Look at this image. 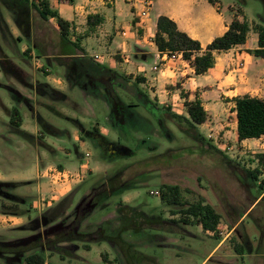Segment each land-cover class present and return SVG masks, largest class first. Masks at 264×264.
I'll list each match as a JSON object with an SVG mask.
<instances>
[{
    "label": "rangeland",
    "instance_id": "374dc122",
    "mask_svg": "<svg viewBox=\"0 0 264 264\" xmlns=\"http://www.w3.org/2000/svg\"><path fill=\"white\" fill-rule=\"evenodd\" d=\"M221 3L224 7L233 5L232 11L235 17H239V21H246L249 24L251 23L248 20L252 21L254 29L264 26V0H240V2L221 0ZM29 18L31 22L28 21L27 15L23 11H12L0 4V43L2 45L0 47V103L6 105L12 103V98L6 89L10 80L8 75H13L12 77L16 78V74L19 72H16L18 68L14 69L12 64L15 67H20L40 83H46L50 76L55 79L61 78L62 86H67L65 77H72L69 76L67 70V63L71 58L64 55V42L56 21L51 19L45 22L34 10H30ZM27 21L28 25L25 23ZM137 32L139 35L142 34V30ZM71 36H75V32L71 33ZM3 40L7 45H4ZM145 49L150 50L148 47ZM3 51L12 64L4 60ZM116 59L121 62L120 58L116 57ZM5 67L12 74L7 73ZM142 67L145 68L144 72H138V70L136 73L132 70L117 71L127 82V85L124 86L125 90H117L115 87L108 88L112 97H120L122 103L125 104L122 107H117L119 110L118 119L114 121L111 117L117 131L107 125L106 117L109 113L101 110L98 103L95 117L87 118L88 126L91 121L97 119L101 126L109 128V140L113 144L109 145L110 149L105 153L111 160H102L101 150L90 145L91 156L87 160L92 167L94 163L98 164L94 167L93 173L84 172L82 174L78 184L81 187L77 197H74L73 204L68 201L62 207H58L60 204L56 203L50 207L35 210L32 208L33 199L29 198L28 203L23 206L14 205L12 200H9V197L5 195L17 193L20 196L24 194L35 198L37 193L34 185L21 186L16 190L8 186H0V219H4V221H0V242L14 241L34 234L45 233L48 229L56 226H68L77 218L76 216L83 215L81 211L76 214V210L86 199V203L94 201V207L93 209L89 208L91 215L81 226L83 233H95L105 229L109 235H116L122 226L120 219H124L118 214L119 204L123 201L134 207L140 206L138 211L149 217L184 219L183 214L173 216L172 211L177 208L167 207L160 200L162 186L178 185L182 190L183 201L194 204L204 200L215 208L221 215V219H241L243 214L248 212L243 217L244 223L239 226L238 232L233 234L231 240L226 244L228 253H225L222 260L215 259L221 261L216 264H264V201L258 205L255 203L257 197L264 193V170L261 171L256 183H253L246 174V170L253 171L257 168L255 157L258 153L264 152V140L238 142L235 134L231 131V126L228 128L230 133L227 137L222 132L216 138L213 136L209 138L206 129L200 130L213 146L219 148L225 145L222 151L235 164L229 163L220 154L211 150L207 144L182 134L170 120L168 111L183 115L185 110L179 106L174 107L169 100L161 103L160 101L163 100L158 97L159 94L155 93L157 88L152 83L144 81L139 84L137 79L140 77L144 79L139 73H147L149 69V66L146 65H142ZM134 75L137 77L134 78ZM69 80L71 83L76 82L74 79ZM84 84L90 90L95 85L86 79H84ZM57 86L61 87L58 84ZM100 88L107 91L102 86ZM141 93H147L152 103H148ZM68 94L83 105L78 89L68 91ZM40 102L51 107L47 108L45 105L39 104L38 110L41 115L58 129L68 131L71 137H51L42 126H40L41 131L39 130V132H42L43 137L36 138L37 143L33 142V139L14 135L9 128L10 117L5 116L7 113L0 104V112H3L0 114V134L13 141L12 146L1 141L0 182L17 181L19 172L23 177L32 179L35 177V173L24 171L34 165L36 160L38 163L55 161L56 155L44 145L38 144L40 142L53 146L63 164L71 158L75 159L76 166L79 164L76 147H80V142L74 136L77 125L71 120L80 117V115L61 101L48 102L40 98ZM99 102L101 105L104 104L103 101ZM110 106L112 107L111 103ZM53 109L62 111L65 117H60ZM228 120L231 122L232 117H229ZM4 124H8V127L5 128ZM34 131L38 130L34 128ZM39 132L38 136H40ZM193 133L196 136V133ZM63 138L66 139L63 140ZM86 150L82 149L84 154ZM67 168L70 167L67 166ZM121 171H124V175L123 178L119 177L117 185L126 184V187H129L139 184V187L113 195L107 202H104V197H109L113 191L107 190L108 188L103 191L94 192V190ZM156 192H159V195H156ZM253 204L255 206L250 209ZM13 212L20 214L18 216H22L20 217L22 219L30 217L34 220L20 225L14 224V220L10 222L9 217H3L4 215L15 217V215H10ZM129 217L128 219H132L133 215L131 214ZM34 221H38L40 224L43 222L45 225L37 231L38 223L34 226L29 225ZM188 229L204 238V240L185 238L180 241L178 246L190 249L189 253H183L177 248L172 250L147 246V242L158 234L157 231L150 230L139 235H134L132 232L124 234V240L130 245L127 254H123L121 250L112 247L109 243L93 244L92 250L86 251L83 249L82 242L63 244L66 249L64 254L71 252L77 258L61 257L60 253L53 252L49 247L38 248L34 252L43 254L49 264H103L101 257L103 254L108 255L112 264H157L146 255L157 258L159 264H201L218 241L204 236L200 227H189ZM183 233L184 231L180 230V233H176L174 236L179 239ZM245 239H247L245 251L249 252L252 258L249 256L235 258L236 246H241ZM176 252H181L182 259H176ZM30 253L4 255V257L0 255V264H27L25 258Z\"/></svg>",
    "mask_w": 264,
    "mask_h": 264
},
{
    "label": "crops",
    "instance_id": "0c3cea01",
    "mask_svg": "<svg viewBox=\"0 0 264 264\" xmlns=\"http://www.w3.org/2000/svg\"><path fill=\"white\" fill-rule=\"evenodd\" d=\"M49 1L51 7L59 11L60 15L71 24V31L74 29L71 33L75 32V36H70L71 41H79L88 57L93 58L95 62L115 72L125 70H132L134 73H136L137 70L138 72H144L145 68L142 67V65L149 66L147 73H139V75L142 74L144 79L146 78V82L152 83L153 86L157 88L155 93L159 94L158 97L163 100L160 101L161 103L169 100L174 107L179 106L183 108L185 110L183 115H186L185 101H195L198 98L209 114V120L201 125L199 129H206L209 138L211 136L216 138V136L222 132H224V136L227 137L230 133L228 128L231 126V131H233L236 140L239 142L235 99L245 95L264 99V59L256 57L249 52L259 47V35L254 30L252 21L248 20L251 23V30L247 42L227 51L214 52L215 64L213 68L202 75H197L193 64L184 60L183 57L177 60H166V56L158 50L154 42L158 18L160 16H166L177 24L180 31L198 41L205 50L216 38L223 36L228 31L230 25L236 18L232 11L233 5L224 7L221 0H218L216 5L209 3L207 0H155L150 19L146 21V25L144 26L145 29L142 30V34L139 35V32L135 31L136 19L133 14L132 6L128 3V0H74L69 4L60 3L59 0ZM90 16H99V20L89 25L88 19ZM123 30L128 32L127 36L122 35ZM3 43L4 45L6 44L4 40ZM0 47H2L1 43ZM146 47L150 50L148 51L145 49ZM3 55L5 57L4 60L7 63H11L4 51ZM77 56L78 55L74 54L68 55L70 58ZM95 56H99L100 59L96 60ZM115 56L120 58L121 62H118ZM126 57H128L129 61L125 60ZM156 65H159L158 72L153 70ZM12 66L14 69L18 68L16 72L19 71L16 74V78L12 77L13 75H8L10 80L6 89L12 98V103L10 105L0 103L2 109L7 113L5 116L8 115V117H10L9 122L12 124V126L11 124L9 125L10 132L25 139H33V142L37 143L36 138L43 137L42 132H39V130L41 131L40 126H42L51 137L67 136L70 138L71 136L68 131L55 127L47 121L38 110L39 104L51 108L49 105L40 102V98L48 102L61 101L65 105L72 107L80 115V117L71 118V121L77 125L74 136L76 140L80 142V147H76V156L79 164L77 166L75 165L76 162L74 158H68L70 160L63 164L57 156V150L53 146H50L48 143L45 144V142H40L38 144L44 145L56 155L55 161L52 160L50 162L49 160L47 163H38L36 160L34 165L24 171L30 173L33 171L35 177L27 179L19 172L17 174V181L10 183L0 182V186H8L16 190L21 186L34 185L37 193L35 198L24 194V196L22 194L20 196L19 194L17 195V193H7L8 195L5 196H8V199L12 200L14 205L23 206L28 203L30 198L33 199L32 208L40 210L41 208H47L56 203L59 204L63 199L68 197L71 198V204H73L74 197H77L81 187V185H78L80 180H63L61 178L62 174L65 172L73 174L78 173L81 175L84 174V172L93 173L95 171L94 167H96L98 163H94L92 167L87 160V158L91 156V151L89 149L90 145H92L93 148H99L103 153L101 159L106 160L110 157L105 152L107 150L109 151V145L113 144V142L109 140V128L101 126L97 119L91 121L90 126H88L87 118L95 117L98 103L101 106V110L103 109L105 113H109L106 117L107 125L117 131L114 128L115 125H113L115 121L113 112L115 106L118 107V105L115 104L113 106L111 96L108 97L107 91L105 92L102 88H91L90 90L85 87L86 84L71 83L69 77V79L65 77V85L67 84V86H62L61 78L55 79L50 76H48V81L46 83H40L39 81H35L33 77L20 67H15L13 64ZM7 73L11 72L7 69ZM136 77L137 75H134V78ZM57 84L61 85V87L57 86ZM75 89H78L81 97L80 100L83 105L68 94V91H74ZM99 101H103L104 104L102 103L103 105H101ZM123 105L125 104L122 103L120 107ZM53 110L60 117H65L62 111ZM20 111L24 112L21 113ZM2 113L3 112H0V114ZM111 117L114 120L113 123ZM229 117H232L231 122L228 120ZM13 123H19L20 126L17 127L13 125ZM4 127L7 128L8 124H4ZM34 128L38 131H34ZM38 132L40 136H38ZM64 139L66 138H63V140ZM262 140H264V137L260 139H247L241 143L260 142ZM1 141H4V143H7L9 146L13 145L12 139L2 134H0V145ZM219 148L224 150L225 145ZM82 149H87L85 154ZM67 156L70 157L68 154ZM67 166L70 168H67ZM138 187L139 184L137 188ZM263 195L264 193L257 197L255 202L257 203L256 205L260 204ZM42 201L47 202V204L43 203V205L41 207L39 205L40 208H38L37 205ZM124 203L128 204L127 202ZM254 206L255 204H253L250 209ZM2 207L7 208L6 206ZM247 214L248 212H245L243 214L244 217ZM10 215H15V217L6 215L3 217H9L8 220L10 222L14 220V224L24 225L26 222L34 220L30 217L22 219L20 218L22 216H18L20 214H15L14 212L10 213ZM225 220L220 219L216 230L223 225L229 227L230 235L227 239L215 235L216 230L205 231L202 225L192 223L190 225H182L184 233L179 236V239L175 238L174 235L176 234L157 232L158 234L154 235V237L147 242L148 245H146L172 250L177 248L183 253H189L191 252L190 249L178 246V244L185 238H199L204 240L203 237L196 235L188 229L189 227H200L203 230L204 236L214 238L218 241L201 264H216L221 261L215 259L219 258V260H222L225 253H228V249H226L227 242L231 240L233 234L238 232L239 226L244 223L243 218ZM0 221H4V219H0ZM172 236H174V239ZM92 248L91 245L90 250H92ZM180 253L176 252V259H182V254ZM235 254V258H237V256L242 258L249 256L252 258V255L245 250L242 255L237 252ZM148 257L154 259L155 262L159 264L157 258L152 256ZM82 258H84V256H82Z\"/></svg>",
    "mask_w": 264,
    "mask_h": 264
},
{
    "label": "trees",
    "instance_id": "16d2710c",
    "mask_svg": "<svg viewBox=\"0 0 264 264\" xmlns=\"http://www.w3.org/2000/svg\"><path fill=\"white\" fill-rule=\"evenodd\" d=\"M73 1L74 0H59V2L63 4H69ZM207 1L213 5L218 3V0ZM237 1L240 2V0ZM0 4L12 11H23L27 15L29 22H31L29 18L30 10H34L45 22H48L51 19L55 20L60 29L61 38L64 42V55H78L77 57H72L70 62L67 63L68 74L69 76H72L70 79H74V81H76L74 82L75 84L80 82L81 84H84V79H86L88 82L95 84L96 89L102 86L107 89L109 97L111 96L113 106L115 104L118 106L122 105L120 98L118 96L115 98L112 97L108 88L115 87V89L125 90L124 86L127 85V82L124 80L125 78L112 69L95 62L93 58L88 57L79 41H71V24L60 15L59 11L51 7L49 0H0ZM98 20L99 16H90L88 24L92 25V23ZM28 21L25 22L27 25L29 24ZM250 30L251 27L248 22H241L238 17H236L230 25L228 31L223 36L216 38L204 50L198 41L180 31L177 24L173 20L166 16H160L157 21V32L154 42L161 53H181L184 60L193 64L195 73L197 75H202L213 68L215 64L214 52L227 51L235 46L245 44ZM254 30L259 35V47L256 50L249 52L256 57L264 59V27L259 26ZM144 81L145 79L141 77L137 79L139 84ZM141 94L145 97L148 103H152L147 94ZM235 104L239 142H243L247 139L263 138L264 99L245 95L237 97L235 99ZM128 107L131 108L130 106ZM185 107L187 113L186 115H180L168 111L170 120L180 129L182 134L189 138H194L195 140L197 139L200 143L207 144L211 150L220 154L226 161L234 163V161H232L221 149L213 146L204 134L200 132L199 127L209 120V114L204 109L201 100L198 98L195 101L186 100ZM117 113H119V111L115 106L113 112L115 117L117 116ZM13 125L17 127L20 126L19 123H13ZM193 132L196 133V136L193 135ZM255 158L258 164L257 168L253 171L246 170L247 176L253 183L258 181L261 171L264 170V153H258ZM123 172L124 171L117 173L114 177L108 179L101 187L94 190V192L97 190L103 191L108 188L107 190L111 189L113 191L109 197H104V202H107L113 195L122 194L137 188L136 185L129 187H126V184L117 185L119 177L123 178ZM160 200L161 203L167 207L177 208L172 211L173 216L183 214L185 216L184 219H165L162 216L149 217L146 214L139 212V207H134L122 202L119 204L118 214L124 219H120L122 226L116 235H109L105 229L98 230L95 233H83L81 232V226L91 215L90 209L84 207L79 210L83 212V215L76 216L77 218H75L68 226H59L52 230L48 229L43 237L37 238V234L26 237H34L30 242H27L26 245H23L24 239L26 238H22L14 242H0V254L14 255L31 252L25 258V262L27 264H49L43 254L34 251L38 248L49 247L53 252L60 253V255H62L61 257L68 256L70 258H77V256L71 252L66 251L67 253L64 254L66 249L63 247V244L71 242H82L83 249L86 251H89L91 249V245L93 244L109 243L112 247L114 246L115 248L121 250L123 254H127L130 246L124 240V236L127 232L139 235L150 230L169 234H179L180 230H182V225H190L192 223L202 225L205 231H215L221 219V215L216 212L215 208L206 203L204 200L194 204H188L183 201L182 190L178 185L162 186ZM68 201L71 202L70 197L63 199L59 203L60 205L58 207H62L63 204ZM262 201H264V195L262 196L260 202ZM78 208L76 210V214L79 213ZM131 214L133 215V218L128 219ZM243 217L244 215L241 218ZM36 224L37 221H34L29 225L34 226ZM246 241L247 239L243 240L241 246H236L235 250L238 254H244ZM101 257L103 264H112L107 254H103ZM150 259L155 263L154 259Z\"/></svg>",
    "mask_w": 264,
    "mask_h": 264
},
{
    "label": "built area",
    "instance_id": "2783aa9c",
    "mask_svg": "<svg viewBox=\"0 0 264 264\" xmlns=\"http://www.w3.org/2000/svg\"><path fill=\"white\" fill-rule=\"evenodd\" d=\"M128 3L131 4L132 6V10H133V14L134 17L136 19V25H135V31L138 30H144V26L146 25V21L148 19H150V16L153 12L154 9V4H155V0H128ZM128 32L126 30H124L122 32L123 36H127ZM164 56H166V60H177L182 58V54L179 52H164L163 53ZM96 60H99L100 57L99 56H95ZM127 61L128 57H126ZM164 60V61H166ZM159 65L154 66L153 70L154 71H159L158 68ZM82 177L81 174H73L70 172H65L62 174L61 178L63 180H73V179H78L80 180ZM156 195H159V192L155 193ZM43 203H46L45 201H42L40 204L37 205L38 208H40ZM40 205V207H39ZM215 235H218L219 237H222L223 239H227L230 235V229L229 227H227L226 225H223L222 227H219L216 232Z\"/></svg>",
    "mask_w": 264,
    "mask_h": 264
},
{
    "label": "flooded vegetation",
    "instance_id": "af4514ba",
    "mask_svg": "<svg viewBox=\"0 0 264 264\" xmlns=\"http://www.w3.org/2000/svg\"><path fill=\"white\" fill-rule=\"evenodd\" d=\"M91 84L93 85V83H91ZM85 87H86V86H85ZM95 87H96V86L94 85L93 88H95ZM118 111H119V110H118ZM117 114H118V113H117ZM115 118L117 119V118H118V115H117ZM92 199H93V197H92ZM86 200H87V199H86ZM86 200H84V201L82 202V204H81L80 207L78 208V211L81 210V209H83L84 207H85V208H88V209L90 208V202H91V201H89L88 203H86ZM93 202H94V201H93ZM37 223H38V221H37ZM40 227H43V222H42L41 224L38 223V226L36 227V230L38 231L39 229H41ZM45 232H46V231H45ZM44 234H45V233H38V234H37V235H38L37 238H38V237H43ZM37 238H36V239H37ZM36 239H35V240H36ZM12 242H14V241H12ZM0 255H1V256H4V255H11V254H0Z\"/></svg>",
    "mask_w": 264,
    "mask_h": 264
},
{
    "label": "water",
    "instance_id": "95a60500",
    "mask_svg": "<svg viewBox=\"0 0 264 264\" xmlns=\"http://www.w3.org/2000/svg\"><path fill=\"white\" fill-rule=\"evenodd\" d=\"M122 148H123V147H122ZM83 201H84V200H83ZM83 201H82V202H83ZM82 202H81V203H82ZM78 207H79V206H78ZM90 207H91V209H93V207H94L92 200H91V202H90ZM43 225H45V223H43ZM56 227H58V226H56ZM56 227L51 228V230L54 229V228H56ZM33 238H34V237H30V238H26V239H24L23 245H26L27 242H30Z\"/></svg>",
    "mask_w": 264,
    "mask_h": 264
}]
</instances>
